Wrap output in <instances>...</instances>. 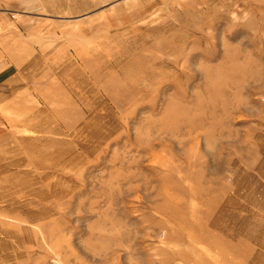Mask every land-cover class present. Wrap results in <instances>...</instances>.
<instances>
[{
  "label": "rangeland",
  "instance_id": "1",
  "mask_svg": "<svg viewBox=\"0 0 264 264\" xmlns=\"http://www.w3.org/2000/svg\"><path fill=\"white\" fill-rule=\"evenodd\" d=\"M0 264H264V0H0Z\"/></svg>",
  "mask_w": 264,
  "mask_h": 264
}]
</instances>
